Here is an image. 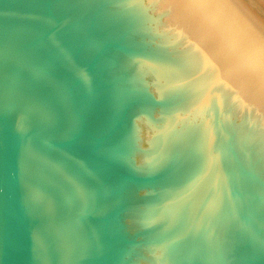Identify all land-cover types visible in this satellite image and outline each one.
<instances>
[{
  "label": "water",
  "instance_id": "95a60500",
  "mask_svg": "<svg viewBox=\"0 0 264 264\" xmlns=\"http://www.w3.org/2000/svg\"><path fill=\"white\" fill-rule=\"evenodd\" d=\"M0 264H264L252 0H0Z\"/></svg>",
  "mask_w": 264,
  "mask_h": 264
},
{
  "label": "bare ground",
  "instance_id": "6f19581e",
  "mask_svg": "<svg viewBox=\"0 0 264 264\" xmlns=\"http://www.w3.org/2000/svg\"><path fill=\"white\" fill-rule=\"evenodd\" d=\"M254 4L263 12L264 14V0H252Z\"/></svg>",
  "mask_w": 264,
  "mask_h": 264
}]
</instances>
